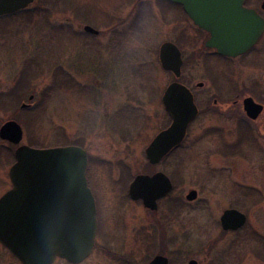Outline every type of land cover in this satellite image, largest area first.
Listing matches in <instances>:
<instances>
[{"label":"rangeland","instance_id":"rangeland-1","mask_svg":"<svg viewBox=\"0 0 264 264\" xmlns=\"http://www.w3.org/2000/svg\"><path fill=\"white\" fill-rule=\"evenodd\" d=\"M86 25L99 34H87ZM203 40L180 7L162 0H35L0 18V128L15 121L22 145L87 152V181L113 253L98 236L82 264L128 257L148 264L156 255L170 264H264V112L248 121L242 145L245 116L241 102L233 103L243 95L264 104V37L229 64ZM167 41L188 60L182 82L200 113L182 145L152 167L145 149L171 123L161 98L175 78L159 61ZM14 151L0 139V196L11 188ZM156 171L174 190L153 214L132 203L127 189L137 174ZM190 190L198 193L193 202L185 198ZM231 208L245 213L247 224L224 232L220 218ZM0 264L20 263L0 245Z\"/></svg>","mask_w":264,"mask_h":264},{"label":"water","instance_id":"water-1","mask_svg":"<svg viewBox=\"0 0 264 264\" xmlns=\"http://www.w3.org/2000/svg\"><path fill=\"white\" fill-rule=\"evenodd\" d=\"M34 1L0 0V17L24 10ZM165 1L180 5L193 24L209 34L206 48L222 56L245 54L264 32V19L244 7V0ZM83 30L99 34L88 25ZM159 61L164 71L180 78L181 52L175 44L165 42L160 46ZM162 104L171 123L145 149L152 166L183 143L189 125L198 115L192 93L177 81L166 88ZM244 104L247 116L257 119L262 107L250 98ZM0 139L18 146L23 139L21 126L15 121L6 122L0 128ZM14 157L9 170L12 188L0 198V243L21 264H53L56 258L82 262L91 253L97 232L95 201L86 178V151L77 146L37 149L22 145ZM172 189L171 180L157 172L137 176L128 194L132 200H141L146 209L156 211L158 200ZM197 197V191L190 190L185 198L193 202ZM246 221L245 214L236 209L224 211L220 218L224 231H237ZM149 264L169 262L157 255ZM188 264L198 263L191 260Z\"/></svg>","mask_w":264,"mask_h":264},{"label":"flooded vegetation","instance_id":"flooded-vegetation-1","mask_svg":"<svg viewBox=\"0 0 264 264\" xmlns=\"http://www.w3.org/2000/svg\"><path fill=\"white\" fill-rule=\"evenodd\" d=\"M263 5H264V0H262V1H260V2H258V3H254V2H252V1H250V0H244V4H243V6L244 7H246V8H248V9H253V10H255L256 11V13L262 18V19H264V8H263ZM181 11H182V13H184L183 12V10H182V8L180 9ZM187 17V16H186ZM188 18V17H187ZM188 20H189V18H188ZM190 21V20H189ZM191 22V21H190ZM192 23V22H191ZM192 25L195 27V29L198 31V33H200L203 37H204V40H203V42H204V47H205V42L207 41V39L209 38V34L207 33V32H205V31H203V30H201V29H199L198 27H196L193 23H192ZM264 37V32H263V34L261 35V37L259 38V40L257 41V43L248 51V52H246L245 54H243V55H241V56H238V57H226V56H222V55H219L214 49H208V48H206L208 51H213V52H211V53H213L214 55L213 56H215L214 58H222L223 60H224V62H225V64H229V62L230 61H235V60H238V59H243L246 55H248L257 45H258V43L261 41V39ZM184 39V38H183ZM183 39H181V40H183ZM177 47H178V49L180 50V52H181V59H182V66H181V75H180V78L178 79V83H180V84H182L183 86H185L186 88H188L189 90H190V92L192 93V95H193V99H194V103H195V105H196V107H197V109H198V116H199V113H200V110H199V108H198V105H197V103H196V99H195V94H194V92H193V90L191 89V88H189L186 84H184L183 82H182V79H183V76H184V70H185V65L186 64H188V60H187V58H185V56H184V52H183V50L181 49V47H179V45L177 44ZM191 60H193V59H191ZM190 62H192V61H190ZM263 84H264V78H263ZM204 87V83H198L197 85H196V88H203ZM167 88V87H166ZM248 98H250V99H252L253 100V102L255 103V104H258V105H260L261 107H262V112L259 114V116H258V118L257 119H255V120H252V119H250L248 116H247V113H246V111H245V104H244V102H245V100L246 99H248ZM241 102V107H242V111H243V114H244V116H245V119L243 120V122H239V127L241 128V131H242V134L240 135V139L237 141V143H241L242 145H244L245 144V139L248 137L247 135H248V132L250 131V128L248 127V121L249 122H256L260 117H261V115L263 114V112H264V104L263 103H260V102H258L257 100H255V98L254 97H252V96H246V97H244L243 95H239V96H236L235 97V99H234V104H239ZM214 104H217V101L215 100V102H214ZM23 106H25V105H22L21 106V109H26V108H28V107H24L23 108ZM198 118V117H197ZM196 121V120H195ZM194 121V122H195ZM240 130V129H239ZM236 143V144H237ZM162 162V161H161ZM160 162V163H161ZM152 167H155V166H152ZM157 172H162V171H156V172H154V173H151V174H137L133 179H132V181L131 182H133L134 181V179L137 177V176H139V175H148V176H152L153 174H155V173H157ZM162 173H164V172H162ZM165 174V173H164ZM166 175V174H165ZM167 176V175H166ZM170 180H171V178L169 177V176H167ZM171 182H172V185H173V189H172V191H171V193L173 192V190H174V183H173V181L171 180ZM131 184V183H130ZM130 184L128 185V189H127V195H128V198H129V200L132 202V203H134V204H136V203H139V204H141L142 206H143V208L144 209H146L145 207H144V205H143V202L141 201V200H132L131 198H130V196H129V194H128V190H129V186H130ZM91 192H92V194H93V197H94V193H93V191H92V189H91ZM170 193V194H171ZM169 194V195H170ZM168 195V196H169ZM168 196H166V197H164V198H162V199H160V200H158V202H157V204H158V208H157V210L156 211H150V210H148V209H146L147 211H149V212H151V213H153V214H156L157 212H158V210H159V202L160 201H162V200H164L165 198H167ZM94 200H95V204H96V211H97V215H96V218H97V232H96V236H95V242H94V247H93V249H92V251H91V253L89 254V256L87 257V258H85L82 262H80V263H71V262H69V261H67V260H64V259H61V258H57L55 261H54V263L57 261V260H63V261H65L67 264H82L85 260H87L90 256H91V254L93 253V251L95 250V248L97 247V245H98V243H97V240H98V236L101 238V241H100V243H102V244H100V246H101V248H105V249H107L108 248V251H109V253H113V251L111 250V248L110 247H108V246H110L109 245V241H108V239H107V236L106 235H104V230L102 229V225H101V222H100V209H98V201L96 202V199H95V197H94ZM233 209H235V208H233ZM1 245V244H0ZM157 256V255H156ZM161 256H163V255H161ZM155 257V256H154ZM166 257V256H165ZM167 258V257H166ZM153 259V258H152ZM168 259V258H167ZM168 262H169V259H168ZM53 263V264H54ZM131 264L130 263V257H128L127 259H125L124 260V262H123V264ZM169 264H170V262H169Z\"/></svg>","mask_w":264,"mask_h":264},{"label":"trees","instance_id":"trees-1","mask_svg":"<svg viewBox=\"0 0 264 264\" xmlns=\"http://www.w3.org/2000/svg\"><path fill=\"white\" fill-rule=\"evenodd\" d=\"M29 74H30V73H28V71H27L26 75H29ZM26 75H25L23 81H24V80H27V79H26ZM26 82H27V81H26ZM26 84H27V83H24L21 87H23V89H24V86H26ZM20 90H22V88L18 89V91H20ZM15 93H16V92H15Z\"/></svg>","mask_w":264,"mask_h":264}]
</instances>
